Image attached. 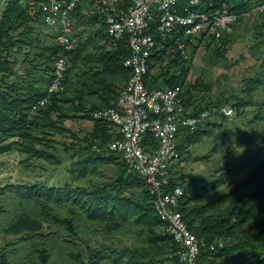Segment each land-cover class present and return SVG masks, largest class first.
I'll return each instance as SVG.
<instances>
[{
	"label": "trees",
	"instance_id": "obj_1",
	"mask_svg": "<svg viewBox=\"0 0 264 264\" xmlns=\"http://www.w3.org/2000/svg\"><path fill=\"white\" fill-rule=\"evenodd\" d=\"M27 1L0 4V156L17 153L22 170H29L32 160L59 164V158L40 146L53 150L57 134L69 133L73 141L64 149L70 164L62 169L66 177L60 181L0 183V264H179L177 246L154 214L144 181L108 149L116 136L114 127L93 117L115 107L130 77L123 65L125 43L108 39L102 18L77 15V45L64 53L41 16L28 15ZM220 1L236 11L264 3ZM239 25L253 31V52L264 46V14H257L241 19L232 33L219 39L195 37L188 59L155 50L144 80L148 89L179 87L181 103L191 116L208 113L195 128L179 131V159L169 168L171 187L183 189L177 210L203 243L200 264H264V143L226 162L215 177L200 184L176 170L186 148L202 137L213 138L214 153L239 140L234 131L213 132L219 124L209 118L224 103L211 102L210 87L200 77L188 80L192 57L201 44L211 57L222 60ZM79 27L87 30L86 35L76 31ZM63 55L64 89L37 106L47 94L55 59ZM260 66L264 68V60ZM262 84L263 77L246 81L249 99L233 98L231 108L239 113L249 106ZM259 106L263 111L264 102ZM81 120L92 124L81 137L64 126L66 121ZM110 165L117 170L108 174L105 166ZM244 172L246 177L237 181ZM137 187L140 191L135 193ZM212 244L217 246L214 251L209 250Z\"/></svg>",
	"mask_w": 264,
	"mask_h": 264
},
{
	"label": "built area",
	"instance_id": "obj_2",
	"mask_svg": "<svg viewBox=\"0 0 264 264\" xmlns=\"http://www.w3.org/2000/svg\"><path fill=\"white\" fill-rule=\"evenodd\" d=\"M6 1L0 0V4ZM26 11L29 16H41L64 53L77 45V15L102 18L108 39L114 44L125 43L123 65L130 70V77L115 107L97 111L93 117L114 127L116 136L108 149L119 154L129 170L144 181L154 214L177 246L178 263L200 264L203 243L177 210L183 189L171 187L169 168L179 159V131L195 128L208 113L191 116L181 103L179 87L148 89L144 85L147 63L155 50L188 59V47L195 37L205 34L219 39L230 34L241 19L264 14V3L236 11L220 0H28ZM65 70L63 55L55 59L47 94L37 106L45 105L52 94L64 89ZM223 114L231 117L233 109L227 107ZM216 247L212 244L209 250Z\"/></svg>",
	"mask_w": 264,
	"mask_h": 264
},
{
	"label": "rangeland",
	"instance_id": "obj_3",
	"mask_svg": "<svg viewBox=\"0 0 264 264\" xmlns=\"http://www.w3.org/2000/svg\"><path fill=\"white\" fill-rule=\"evenodd\" d=\"M247 27H250V25H247ZM83 30L85 31L84 35H86L87 30L85 28H76V31ZM255 42L256 38L253 31L245 30L239 25L233 32L232 41L228 44L224 59L211 57L210 53L203 48V43L192 57L188 80L193 81L200 77L210 87L207 95L210 97L211 102L224 103L219 108H215L213 112L217 113H212L213 115L209 118L210 121H216L219 124V126L213 128V132L217 134L221 131H234L239 135V140L231 144L226 143L221 151L215 153L212 152L214 147L213 138L202 137L196 142H192L186 148L182 159L176 166V170L184 173L188 181H194L197 184L208 181L216 176L217 170L226 162H231L248 148H256L264 143V110L262 111L259 106L260 103L264 102V68L260 66L264 60V46L258 47L257 51L253 52L251 46ZM154 73H156V70L153 71ZM258 77H263V84L250 98L251 104L242 108L239 113L235 108H232L233 115L231 117L222 114L223 109L231 107L235 103L233 98L236 100L249 99L244 90L245 82ZM261 111L263 113L258 114ZM64 126L70 130V133L74 132L81 137L90 131L92 124L86 120L66 121ZM241 133H244L249 140ZM70 136L69 133L54 135L53 140L56 143L51 144L53 150L44 148V145L43 147L40 146L41 149H46L59 158V164H49L43 160H32L29 170H22L20 166L21 156L17 153L0 156V183L32 180H48L51 182L60 181V179L66 177L62 169L70 164V160L64 151L73 141ZM47 144L50 145L49 142ZM105 167H107V170ZM105 167L101 168L108 171V174L117 170L112 165ZM127 171L131 172L128 167ZM246 175L247 173L244 172L238 175L236 180L238 181ZM225 190V187L221 188L215 194L222 193ZM133 191L137 193L140 188H134Z\"/></svg>",
	"mask_w": 264,
	"mask_h": 264
}]
</instances>
